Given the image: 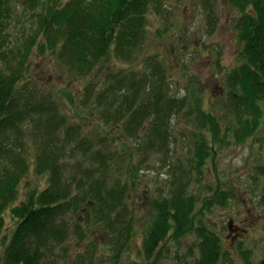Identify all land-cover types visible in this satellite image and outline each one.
Instances as JSON below:
<instances>
[{
  "label": "rangeland",
  "instance_id": "1",
  "mask_svg": "<svg viewBox=\"0 0 264 264\" xmlns=\"http://www.w3.org/2000/svg\"><path fill=\"white\" fill-rule=\"evenodd\" d=\"M22 2L13 1L3 22L0 73L4 58L19 62L20 48L35 31L32 14ZM159 7L150 10L146 40L132 61L111 55L86 77L70 73L50 52L34 48L20 95L44 104L46 113L49 106L57 108L58 125L51 127L47 114L31 116V105L25 108L23 123L1 138L0 173L15 167L17 158L25 160L28 170L15 201L21 204L31 191L50 186L48 176L36 172L38 156L46 149L59 156L72 193L89 194L65 216L69 235L50 256L57 264H197L202 257L201 228L221 240L218 264H264V122L245 143H218L204 166L196 161L201 139L211 140L200 124L199 106L220 119L221 136L231 138L237 126L226 78L243 63L239 14L228 0H162ZM68 94L75 95V104ZM160 94L183 106L166 118V137L159 138L152 128L153 116L137 135H127L133 111ZM180 183L198 200L193 226L178 235L171 231L155 253L147 255L143 246L154 220L152 203ZM103 186L105 196L125 188L122 207L108 219L87 206H97L91 199ZM221 192L229 194L228 202L209 209L205 200ZM4 218L0 264L17 226L9 211ZM128 225L133 237L118 255L117 237Z\"/></svg>",
  "mask_w": 264,
  "mask_h": 264
},
{
  "label": "trees",
  "instance_id": "2",
  "mask_svg": "<svg viewBox=\"0 0 264 264\" xmlns=\"http://www.w3.org/2000/svg\"><path fill=\"white\" fill-rule=\"evenodd\" d=\"M13 1L0 0V32L6 27L3 22L9 17ZM161 1L23 0L22 3L32 14L36 27L32 36L24 43V48H20L18 52L22 57L19 62L14 65V60H3L5 67L0 73V145L3 134L6 135L9 130L23 123L25 108L29 105L32 107L28 110L31 116L37 113L40 116L47 114L50 116V126L55 129L58 125L57 108L49 106V113H46L44 104H36L34 99L27 100L20 95L19 85L25 78L26 63L35 47L39 46L38 49L44 54L50 52L62 67L81 77L90 75L111 55L132 61L146 40L148 14L154 7L161 9ZM228 2L239 14L236 28L243 43V63L226 78L237 126L232 128L231 138L228 134L221 136L220 119L204 112L199 106L200 124L211 133L210 141L203 137L197 146L196 161L201 167L206 164L208 157L215 155L218 143H245L264 122V0ZM43 38L45 42H41ZM66 96L72 105L76 103L75 95ZM165 97L160 94L155 101L151 100L135 109L127 123V135H137L146 120L153 116L155 123L152 128L159 138L166 137V118L173 109H181L183 106L176 101H166ZM130 109L131 106L126 111ZM126 111L122 112V117L127 115ZM37 162V174L48 176L50 186L43 191H31L19 205L15 201L18 198V188L28 170L25 160L17 158L15 167L6 168L0 173V236L5 228L6 212L9 211L17 220L13 236L5 248L4 264H57L50 256L54 246L64 242L69 235L65 216L72 208L78 209L79 202L85 201L89 195L83 192L76 196L72 193V185L62 175L59 156L45 149L38 156ZM104 188L105 186L100 187L91 199L97 206H87L108 219L122 207L125 188L119 187V192H115L116 189L109 191L107 196L103 194ZM78 189H82V183H79ZM229 197V194L221 192L210 200H205L204 204L209 209L215 203L225 205ZM197 202L196 196L188 193L187 185L180 183L169 196L152 203L154 220L143 246L147 255L154 254L171 231L178 235L193 226ZM86 215L90 217L89 211H86ZM200 231L203 235L202 257L197 264H218L222 253L220 238L212 235L213 233L208 234L204 228ZM119 233L118 255L129 246L133 237L129 225Z\"/></svg>",
  "mask_w": 264,
  "mask_h": 264
},
{
  "label": "flooded vegetation",
  "instance_id": "3",
  "mask_svg": "<svg viewBox=\"0 0 264 264\" xmlns=\"http://www.w3.org/2000/svg\"><path fill=\"white\" fill-rule=\"evenodd\" d=\"M232 228H233V226H232ZM231 230H233V231H234V230H236V229H231Z\"/></svg>",
  "mask_w": 264,
  "mask_h": 264
},
{
  "label": "water",
  "instance_id": "4",
  "mask_svg": "<svg viewBox=\"0 0 264 264\" xmlns=\"http://www.w3.org/2000/svg\"><path fill=\"white\" fill-rule=\"evenodd\" d=\"M230 226H231V224H230Z\"/></svg>",
  "mask_w": 264,
  "mask_h": 264
}]
</instances>
